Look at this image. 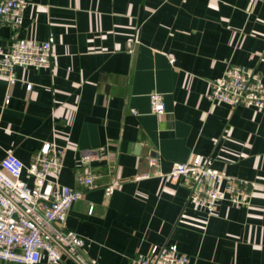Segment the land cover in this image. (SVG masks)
Segmentation results:
<instances>
[{"label":"crops","instance_id":"0c3cea01","mask_svg":"<svg viewBox=\"0 0 264 264\" xmlns=\"http://www.w3.org/2000/svg\"><path fill=\"white\" fill-rule=\"evenodd\" d=\"M28 2L19 35L52 34L54 59L16 67L10 83L0 77V161L12 149L28 166L43 143L55 142L65 149L59 181L83 189L81 150L107 147L121 184L106 193L111 175L94 162L101 186L87 189L67 217L88 259L130 264L153 245L176 243L188 264H264V108L207 98L228 60L256 67L264 81V1ZM12 36L0 24V48ZM152 91L164 95L165 113L152 112ZM196 154L253 181L250 202L221 200L213 215L195 208L188 187L167 173ZM23 177L30 181L26 169ZM36 264L77 263L49 262L43 252Z\"/></svg>","mask_w":264,"mask_h":264},{"label":"built area","instance_id":"2783aa9c","mask_svg":"<svg viewBox=\"0 0 264 264\" xmlns=\"http://www.w3.org/2000/svg\"><path fill=\"white\" fill-rule=\"evenodd\" d=\"M264 1V0H260ZM28 0H0V24L8 25L13 32L11 43L0 48V77L8 82L16 79V67H50L53 64L54 36L43 41L19 35L24 10ZM132 51V48H130ZM32 83H28L30 88ZM207 98L237 106L264 108V81L256 67H249L228 60L222 75L211 80ZM152 112H166L164 95L150 93ZM10 101L7 90L5 102ZM65 149L55 142L43 143L28 166L8 149L0 161V263L36 264L43 252L49 262L72 259L77 264H93L83 251L84 238L67 227V217L73 203L87 189L100 187L103 176L98 161L111 175L102 183L106 193L121 184L115 167L110 163L106 146L81 150V167L78 180L83 189L63 184L59 174L64 165ZM158 157L150 163L159 165ZM30 181L23 177L24 170ZM54 173L55 180L48 179ZM160 173V171H159ZM170 180L184 183L189 189V201L207 215L218 210L221 200L236 205L250 202L254 182L227 173L226 166L217 169L210 165V157L196 154L189 160L175 162L167 173ZM225 181L223 187H220ZM190 255L181 251L176 243L153 245L147 253H136L130 264H188Z\"/></svg>","mask_w":264,"mask_h":264}]
</instances>
